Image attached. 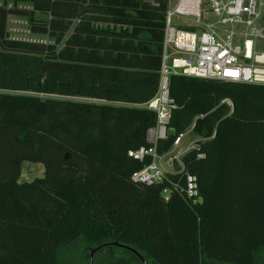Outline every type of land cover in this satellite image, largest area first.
I'll list each match as a JSON object with an SVG mask.
<instances>
[{
	"label": "trees",
	"instance_id": "obj_1",
	"mask_svg": "<svg viewBox=\"0 0 264 264\" xmlns=\"http://www.w3.org/2000/svg\"><path fill=\"white\" fill-rule=\"evenodd\" d=\"M168 6L0 0V264H66L80 251L89 264L106 242L149 264H256L264 84L172 74L167 138L150 143L158 114L146 104L160 91ZM10 16L49 41L12 38ZM190 128L203 141L180 167L151 185L131 179L152 161L131 151L164 154ZM25 161L42 163L44 175L20 182Z\"/></svg>",
	"mask_w": 264,
	"mask_h": 264
},
{
	"label": "built area",
	"instance_id": "obj_2",
	"mask_svg": "<svg viewBox=\"0 0 264 264\" xmlns=\"http://www.w3.org/2000/svg\"><path fill=\"white\" fill-rule=\"evenodd\" d=\"M160 74L159 94L146 104L158 114L157 125L147 132V140L153 145L167 138L173 106L168 96L172 74L264 84V0H169ZM224 102L233 107L231 100ZM184 135L176 138L174 148ZM129 154L141 161L152 157L148 165L133 173L134 182L151 185L170 172L163 165L165 153H157L155 146L141 147ZM183 154L178 152L169 158V166L176 160L182 165ZM186 193L197 194L193 175L186 176Z\"/></svg>",
	"mask_w": 264,
	"mask_h": 264
},
{
	"label": "rangeland",
	"instance_id": "obj_3",
	"mask_svg": "<svg viewBox=\"0 0 264 264\" xmlns=\"http://www.w3.org/2000/svg\"><path fill=\"white\" fill-rule=\"evenodd\" d=\"M177 23L178 20L175 18L174 23ZM8 30L10 36L12 38L17 39H25V40H33V41H40V42H48L49 39L46 35H38L34 34L29 30L28 22L21 17L17 16H10L8 22ZM40 97H49L48 95L41 94ZM59 97V96H58ZM76 100H87L84 98H73ZM88 101H95L89 99ZM228 104V103H227ZM228 106H230L228 104ZM203 141V138L195 134L192 129L190 128L182 138L181 143L176 148L172 147L168 153H165L163 165L167 168L170 172H173L176 167H180V161L176 160L173 163V166H169L168 161L169 158L175 156L178 152L180 154H184L180 157L182 160L183 156L192 149L191 147L197 148L200 142ZM189 150H188V149ZM44 166L42 163L30 162L25 161L22 165V174L20 177V182L25 181H32L38 177H42L44 175ZM66 264H88L87 262V254L82 255V251L80 253L73 252L67 258ZM95 264H142L141 261L134 256L132 253L117 249V248H104L102 251H99L95 255ZM150 264H155L150 262ZM256 264H264V249L261 250L257 254Z\"/></svg>",
	"mask_w": 264,
	"mask_h": 264
},
{
	"label": "water",
	"instance_id": "obj_4",
	"mask_svg": "<svg viewBox=\"0 0 264 264\" xmlns=\"http://www.w3.org/2000/svg\"><path fill=\"white\" fill-rule=\"evenodd\" d=\"M106 247H119V248L128 250L132 252L135 256H137V258L141 261L142 264H149L146 261V259L133 247H130L128 245L121 244L118 242H106L92 249V251L90 252V256H89V264H95V255L97 254L99 250L106 248Z\"/></svg>",
	"mask_w": 264,
	"mask_h": 264
}]
</instances>
